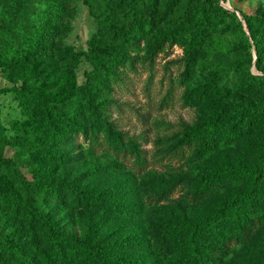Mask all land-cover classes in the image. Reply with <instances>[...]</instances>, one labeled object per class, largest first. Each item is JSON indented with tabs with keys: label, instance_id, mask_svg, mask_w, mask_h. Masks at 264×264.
Instances as JSON below:
<instances>
[{
	"label": "rangeland",
	"instance_id": "obj_1",
	"mask_svg": "<svg viewBox=\"0 0 264 264\" xmlns=\"http://www.w3.org/2000/svg\"><path fill=\"white\" fill-rule=\"evenodd\" d=\"M207 118L218 137L188 145ZM229 167L246 168L199 196ZM254 176L264 0H0V264H181L218 209L221 237L203 227L189 264H264V190L238 220L224 205Z\"/></svg>",
	"mask_w": 264,
	"mask_h": 264
},
{
	"label": "trees",
	"instance_id": "obj_2",
	"mask_svg": "<svg viewBox=\"0 0 264 264\" xmlns=\"http://www.w3.org/2000/svg\"><path fill=\"white\" fill-rule=\"evenodd\" d=\"M246 18L249 16L245 15ZM153 57H151L149 60L151 61ZM188 61H185L184 68H186ZM182 71V70H181ZM117 79L120 80V77L114 76L112 80L109 82L111 87H114V84L117 82ZM219 128H220V122L216 118H207L203 121L194 124L192 126H187L183 130L182 137L184 139H188L187 144L189 145L190 141L193 136H198L204 132H207L206 134V141H211L213 139H216L219 134ZM109 133H111V129H107ZM230 134H232V131H228ZM116 145L114 146V151L117 155L121 156L124 160H130L131 164L136 167L138 171L142 170L144 167H146V164L142 158L139 156V151H134L131 149L130 151H127L122 145H121V132L116 133ZM246 168V167H245ZM243 167H229L224 170H221L216 173H209L205 174L202 177L203 180V188L201 191V194L199 196L204 195L209 187H214L216 185L224 184L228 181H230L232 178L236 176V174L239 171L245 170ZM239 169V170H238ZM209 186V187H208ZM259 187L264 190V186H262L260 178L258 176H254L251 178L248 188L244 191H240L233 195L231 198L226 200L224 202V205H227L231 209V214L236 218L239 219V211H240V203L241 201H247L250 202L255 199L256 194L258 192ZM205 188V189H204ZM264 194V192H263ZM47 227L46 230L49 232L50 237L52 238L53 245L56 250L60 249L61 242L64 241V237L56 230L53 222H46ZM220 224H221V212L220 209H218L216 212H214L212 215L201 219L194 224L191 225L192 231L190 235H188L184 240L183 243L187 245L189 248L188 254L182 259L181 264H189L194 257L198 255V236L201 235V231L203 227H209L211 231L213 232L214 236L216 238L221 237V230H220ZM220 241H223L222 238H220ZM205 261L203 258L200 259V264H204Z\"/></svg>",
	"mask_w": 264,
	"mask_h": 264
}]
</instances>
